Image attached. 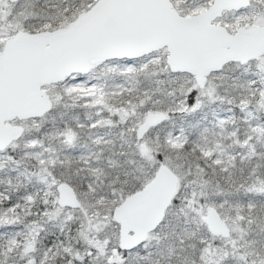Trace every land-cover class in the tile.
Segmentation results:
<instances>
[{"label":"snow or ice","instance_id":"obj_1","mask_svg":"<svg viewBox=\"0 0 264 264\" xmlns=\"http://www.w3.org/2000/svg\"><path fill=\"white\" fill-rule=\"evenodd\" d=\"M0 264H264V0H0Z\"/></svg>","mask_w":264,"mask_h":264}]
</instances>
